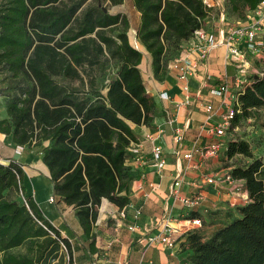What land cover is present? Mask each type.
<instances>
[{
    "label": "trees",
    "instance_id": "1",
    "mask_svg": "<svg viewBox=\"0 0 264 264\" xmlns=\"http://www.w3.org/2000/svg\"><path fill=\"white\" fill-rule=\"evenodd\" d=\"M0 0V71L24 82L13 94L8 87L6 106L10 120L0 121V132L13 136L18 146H45L42 162L50 172L56 196L76 209L88 239L103 200L124 209L129 205L130 148L138 143L132 125L153 120L155 99L147 92L139 66L142 53L127 36L129 20L100 8L125 0ZM262 0H223L246 22ZM140 14L137 39L151 57L154 78L166 76L165 56L172 43L188 41L204 27L213 11L203 0H133ZM122 31L116 38L108 32ZM111 57L120 63L117 76L105 93L81 91L56 82V78L90 79ZM184 57L177 54L176 58ZM175 58V59H176ZM12 92V93H11ZM13 94V96H12ZM240 113L234 129L250 120L251 111H264V74L252 79L238 97ZM264 128V117L262 120ZM230 129V130H231ZM228 160L240 155L245 167L230 172L244 180L248 203L239 217L203 240L197 232L186 234L190 264H264V161L256 158L250 143L232 140ZM16 163H0V264H63L62 244L72 264L71 244L45 218L26 186ZM21 194L22 202L12 198ZM184 236V237H185ZM96 251L94 240L90 244ZM26 248V253L16 250Z\"/></svg>",
    "mask_w": 264,
    "mask_h": 264
},
{
    "label": "crops",
    "instance_id": "2",
    "mask_svg": "<svg viewBox=\"0 0 264 264\" xmlns=\"http://www.w3.org/2000/svg\"><path fill=\"white\" fill-rule=\"evenodd\" d=\"M248 19L245 24L253 23L257 19L256 13L249 14ZM237 24L243 23L238 18L230 21L225 15L222 21V16L213 12L204 28L221 41L227 29ZM258 41L264 42V24ZM196 44L195 38L182 41L181 54L194 69V75L188 80V92L181 90L178 73L172 68L174 61L168 64L163 81L156 80L151 69L152 81L145 87L155 99L156 108L151 123L132 125L138 143L131 146L130 157L126 163L131 173L127 194L129 205L119 209L108 201L103 202L98 220L91 231V239L84 234L76 209L63 203L55 194L50 172L42 162L45 146L20 147L14 143L12 134L0 132V163L8 165L13 162L22 168L28 192L45 218L71 244L72 264H190L186 236H178L173 249L161 245L148 246L138 241L141 236H152L158 232L157 224L165 211L173 190L172 185L179 175L182 182L179 195L189 198L201 194L203 200L191 210L177 202L172 209L173 215L178 218L174 224L183 227L188 217L200 218L203 226L193 232H197L203 240H208L217 229L238 218L239 208L248 203L244 180H239L242 185L241 199H235L236 195L232 194L228 184L215 186L206 183L207 177L223 176L233 170L229 166L232 159L228 160L225 153L227 144L234 139H229L227 134L221 138L215 137L210 129L220 121L228 107L238 104L239 95L246 86L251 85L252 79L261 77L259 72L264 70V48L255 54L246 53L248 63L243 69L244 73H241V61L232 57L226 46L221 45L212 50L208 59L203 62ZM138 46L146 50L140 42ZM239 46L246 52L245 40ZM137 50L142 53L140 49ZM249 76L251 79L247 80ZM228 80L231 81L230 97L222 99L215 96L213 91ZM7 93L0 77V121L10 120L6 109L9 100ZM164 93L169 99L162 97ZM208 105L213 107L211 114L206 111ZM177 130L183 131L180 143L176 142ZM153 140L162 148L165 167L161 170L152 158ZM212 143L222 145L223 149L218 155L206 159L195 156L193 162L183 158L185 153L193 151L194 148L206 147ZM237 157L241 156L234 158ZM32 178L37 186L47 183L49 179L50 191L42 193L40 187L37 190L35 185L32 191L29 186ZM51 199L54 202H50ZM121 210L125 211V217L121 216ZM136 213L138 218H135ZM109 222L113 224L109 225ZM132 225H137L138 230L131 231L129 228ZM93 240L96 249L94 253L90 250Z\"/></svg>",
    "mask_w": 264,
    "mask_h": 264
},
{
    "label": "built area",
    "instance_id": "3",
    "mask_svg": "<svg viewBox=\"0 0 264 264\" xmlns=\"http://www.w3.org/2000/svg\"><path fill=\"white\" fill-rule=\"evenodd\" d=\"M203 3L208 9H211V11L218 12L219 15L222 16V21H224L225 8L223 0L222 2H218L217 0H203ZM253 13H256L257 15V19L254 20L253 23L245 24L249 21V19H247V21L243 24L230 26L225 32L224 38L221 41H219L213 33L204 27L196 30L194 32L193 38H195L197 42L196 47L201 51L202 61L204 62L208 59L212 50L224 45L228 48V51L232 57L241 61L242 65L239 70L241 73H244L243 69L246 68L245 65L248 63V56L246 53L249 52L250 54H255L259 49L264 48V42L258 41L259 34L261 33L264 24V0H262L257 10ZM243 40L246 42V52H243L239 46ZM172 68L178 73L181 90L188 92V80L192 77V75H194V69L187 62L185 57L176 58L172 64ZM263 74L264 70H261L259 75L262 77ZM213 94L222 99L229 98L231 95V81L228 80L219 85V87L213 91ZM162 97H164V99H169V96L166 93L162 94ZM206 111L211 114L213 112V107L208 105L206 107ZM238 113H240L239 104H236L234 107H228L225 113L222 114L220 121L210 129V133L215 137H224L231 129L232 121ZM182 135L183 131L177 130V143L181 142ZM222 149L223 148L220 143H212L206 147L201 146L194 148L193 151L185 153L183 158L189 162H193L195 156L201 157V159H206L211 156L218 155ZM151 154L153 160L157 164L158 169H163L165 167V160L163 159L162 148L156 144L154 140ZM199 164L200 163H195V165ZM205 181L208 185L215 186L222 185L224 183L228 184L231 188L232 194L236 195L235 199L242 198V185H240V181L235 179L231 173H227L223 176L213 175L211 177H207ZM181 183V176L179 175L172 185L173 190L169 195L168 202L165 206V211L157 224L158 232L152 236H141L138 239L140 243L148 246L161 245L164 248L173 249L176 246L178 236H185L189 232L196 231V229L203 226L202 220L200 218L191 216L187 218L183 227H179L174 224L176 221H178V218L173 215L172 209L177 202H179L186 209L191 210L197 207L203 200L201 194L189 198L181 197L179 195ZM50 202H54V199H51ZM121 216L125 217L124 210H121ZM135 218H138V213H136ZM112 224L113 222H109V225ZM116 225L119 226L118 223H116ZM129 229L135 232L138 230V226L132 225ZM62 247L65 248L63 244Z\"/></svg>",
    "mask_w": 264,
    "mask_h": 264
},
{
    "label": "rangeland",
    "instance_id": "4",
    "mask_svg": "<svg viewBox=\"0 0 264 264\" xmlns=\"http://www.w3.org/2000/svg\"><path fill=\"white\" fill-rule=\"evenodd\" d=\"M90 5H93L92 0H88L84 5V7ZM99 7L105 9L107 12L111 14H121L123 16H126L127 19L129 20V28L126 33L131 45L142 51L143 59L141 65L139 66V70L145 85L149 86V83L152 81V78L150 76L152 69V65L150 62L151 57L147 52H145L146 50H142L138 46L139 40L137 39V25L140 20V14L134 8L133 0H125L123 4L118 6H110L108 3L103 2L99 4ZM229 15L232 16V18L237 19V17L240 14L233 13V11L229 9ZM214 20L217 21V18H215ZM121 31L122 29L119 28L117 29V31L111 33L108 32V36L116 38ZM181 49H182V42L172 43L170 45L169 51L165 56L166 68L168 67V64L170 62L175 60L177 54L180 53ZM102 62L103 64L101 66L102 67L104 66L103 69L100 70V68L98 67L95 70V72H93L92 86L90 85L91 78L89 79L85 78L83 82L78 80H69L63 78H56L55 80L56 82L65 85L68 88L80 89L81 91H88L91 90V88H93V90L102 92L104 94L109 83L117 76L120 68V63L117 60H113L109 56L103 58ZM0 77L2 79L4 87H6L7 89L8 87L12 88L13 94L18 93L20 91V87L25 84L24 82L13 81L12 79H10L9 74H7L5 71L2 70L0 71ZM250 79L251 76H249L247 80ZM263 117H264L263 110L251 111L250 120H242L234 129L228 131L227 136L229 137V139L248 141L250 143V147L255 157L260 158L264 161V128L262 127ZM248 163L249 160L241 156V157L233 158L232 161L229 163V166L233 168L245 167L246 165H248ZM33 179L34 178L30 179L29 181V186L31 187L32 191L34 185L37 187V190L38 187H40L42 193H46V191H50L51 181L49 179L47 183L45 184L43 183V185L39 184L38 186L36 181H34ZM38 197H40V194L38 195ZM12 198L16 199L18 202L23 201V197L21 194H14ZM16 252L26 253V248L16 250ZM61 253L64 255L63 264H68L69 258L65 252V248H63ZM56 263H59V259L52 261L51 264H56Z\"/></svg>",
    "mask_w": 264,
    "mask_h": 264
},
{
    "label": "bare ground",
    "instance_id": "5",
    "mask_svg": "<svg viewBox=\"0 0 264 264\" xmlns=\"http://www.w3.org/2000/svg\"><path fill=\"white\" fill-rule=\"evenodd\" d=\"M106 206V203L103 205V208ZM104 217V216H103Z\"/></svg>",
    "mask_w": 264,
    "mask_h": 264
},
{
    "label": "water",
    "instance_id": "6",
    "mask_svg": "<svg viewBox=\"0 0 264 264\" xmlns=\"http://www.w3.org/2000/svg\"><path fill=\"white\" fill-rule=\"evenodd\" d=\"M105 11H106V10H105ZM256 79H257V78H256ZM106 201H107V200H103V202H106ZM103 202H102V203H103Z\"/></svg>",
    "mask_w": 264,
    "mask_h": 264
}]
</instances>
